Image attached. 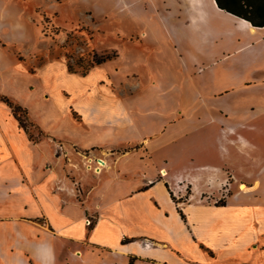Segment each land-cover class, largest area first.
Returning <instances> with one entry per match:
<instances>
[{
    "label": "crops",
    "instance_id": "crops-1",
    "mask_svg": "<svg viewBox=\"0 0 264 264\" xmlns=\"http://www.w3.org/2000/svg\"><path fill=\"white\" fill-rule=\"evenodd\" d=\"M248 1L258 10L255 24L215 0H110L121 10L116 15L142 23L145 47L128 50L127 60L115 57L116 73L141 77L140 111L132 136L100 131L94 142L119 136L137 149L127 157L131 175L98 187L110 201L89 229L90 210L69 188L73 180L53 174L52 148L30 141L12 112L0 114V248L7 245L9 264H264V206L248 204L251 192H264V107L251 105L264 103V6ZM155 51L160 62L150 66ZM229 101L250 105L235 109ZM67 126L64 135L82 144L74 137L81 127ZM139 161L141 176L133 173ZM226 170L253 189L203 205L206 194L226 188ZM105 225L112 239L97 237ZM200 244L213 251L205 252L210 260ZM239 252L245 256L235 259Z\"/></svg>",
    "mask_w": 264,
    "mask_h": 264
},
{
    "label": "rangeland",
    "instance_id": "rangeland-1",
    "mask_svg": "<svg viewBox=\"0 0 264 264\" xmlns=\"http://www.w3.org/2000/svg\"><path fill=\"white\" fill-rule=\"evenodd\" d=\"M120 11L116 4L110 7V0H14L0 7V49L4 53L0 52V97L6 96L13 105L20 106L16 112L29 140H44L54 151L53 174L70 177L73 182L67 181L69 188L89 207L85 223L87 229L103 217L98 213H103L109 205V198H104L98 187L107 188L112 176L120 180L127 174L131 175L132 171L126 168L129 167L127 157L136 151L130 138L126 141L118 136L117 140L100 144L94 141L100 131L109 134L123 130L129 137L136 132L134 120L140 111V99L136 93L142 82L138 75H129L127 79L125 71L116 73L115 57L93 66L85 75L70 73L66 69L64 54L72 56V63L82 56L84 64L91 52H115L126 60L128 50L135 48L140 52L145 47L141 37L142 23L127 22L125 16L116 15ZM150 58V66H158V52L155 51ZM228 105L237 109L239 105L249 108L250 104L229 101ZM251 105L264 107V103ZM6 112L10 113L11 108L0 98V114L6 115ZM236 119V115H231L230 123H235ZM65 125L76 132L81 127L79 132H83L74 137L82 139V144L64 135ZM70 127L67 126L66 132L71 131ZM70 143L75 145L70 146ZM83 144H86L85 148ZM69 148L72 151L68 152ZM139 156L142 159L148 154L139 152ZM212 161L218 163L217 152ZM141 165L139 161L134 175L141 176ZM226 173V188L218 194H206L199 200L203 205H223L228 196L241 192L238 184L245 179L238 171L226 170ZM259 178L264 182V174ZM62 183L59 182L60 185ZM250 194L252 198L248 204L264 206V192L259 196L255 192ZM231 203L234 205L235 202ZM222 211L216 212V217L222 216ZM112 233L110 226L105 225L98 229L96 235L112 239ZM3 245L5 247L0 248L1 259L9 264L11 256L7 245ZM200 247L205 258L210 260L205 252L213 254V251L208 246L200 244ZM244 256L239 252L235 259Z\"/></svg>",
    "mask_w": 264,
    "mask_h": 264
},
{
    "label": "trees",
    "instance_id": "trees-1",
    "mask_svg": "<svg viewBox=\"0 0 264 264\" xmlns=\"http://www.w3.org/2000/svg\"><path fill=\"white\" fill-rule=\"evenodd\" d=\"M215 2L219 8L224 9L228 12H231V13L239 16V17L245 18V19L249 20L252 24L256 23L255 17H256L258 10H257V7H254V5L251 4V1L246 0L247 5H246V8H244V9L231 8L227 5H224V3L221 0H215ZM248 3L250 6H248ZM262 4L264 6V0H262ZM64 55H65V65H66L67 71L70 73L79 72L82 75L87 74L93 66L102 64V63H104L110 59H113L114 57L117 56V54L115 52H113L111 54H97L95 52H91V53H88L86 62L83 64L84 58L82 56H80L79 58L74 60V63H72L71 62L72 56L69 55L68 53H65ZM0 98H1V101L6 103V105L11 108V112H12L13 116L18 120L19 125L26 130V128L22 122V119L20 118V116L16 112V110L19 109L20 106L16 105V104L13 105L11 103V101L6 96H2ZM170 194H171V197L173 198L171 192H170ZM181 215H182V217H184L183 214H181Z\"/></svg>",
    "mask_w": 264,
    "mask_h": 264
},
{
    "label": "bare ground",
    "instance_id": "bare-ground-1",
    "mask_svg": "<svg viewBox=\"0 0 264 264\" xmlns=\"http://www.w3.org/2000/svg\"><path fill=\"white\" fill-rule=\"evenodd\" d=\"M238 188L239 190H241V192H249L251 191L253 188L247 186L245 183L243 182H239L238 184Z\"/></svg>",
    "mask_w": 264,
    "mask_h": 264
},
{
    "label": "built area",
    "instance_id": "built-area-1",
    "mask_svg": "<svg viewBox=\"0 0 264 264\" xmlns=\"http://www.w3.org/2000/svg\"><path fill=\"white\" fill-rule=\"evenodd\" d=\"M96 165H98V163H97ZM95 167H96V166H95Z\"/></svg>",
    "mask_w": 264,
    "mask_h": 264
}]
</instances>
